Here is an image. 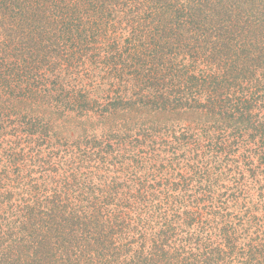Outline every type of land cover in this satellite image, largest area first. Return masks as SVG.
<instances>
[{"label": "trees", "instance_id": "16d2710c", "mask_svg": "<svg viewBox=\"0 0 264 264\" xmlns=\"http://www.w3.org/2000/svg\"><path fill=\"white\" fill-rule=\"evenodd\" d=\"M0 264H264V0H0Z\"/></svg>", "mask_w": 264, "mask_h": 264}]
</instances>
